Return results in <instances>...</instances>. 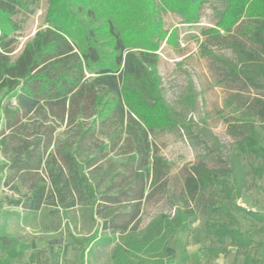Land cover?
I'll return each mask as SVG.
<instances>
[{
  "label": "trees",
  "instance_id": "trees-1",
  "mask_svg": "<svg viewBox=\"0 0 264 264\" xmlns=\"http://www.w3.org/2000/svg\"><path fill=\"white\" fill-rule=\"evenodd\" d=\"M38 1L0 0V190L7 193L0 200V253L24 241L27 220L39 216L49 220L39 224L42 233L66 234L77 264H91L97 249L109 247L111 264H167L168 242L190 227L191 203L209 189L225 203L209 208L215 219L204 227L219 248L206 256L227 254L226 242L237 252L259 244L263 226H239L262 225L264 217L237 204L249 190L238 155L222 174L203 163L183 167L181 187L170 191L167 161L150 141L175 124L161 93L157 45L126 41L116 0H48L46 28L13 58L12 37L20 30L14 18L32 14ZM139 1L146 3L142 19L153 24L155 0ZM160 1L186 22L203 4ZM202 35L231 54L200 52L234 92L229 104L245 116L230 126L238 150L264 159L257 128L264 126V0H225ZM251 173L261 178L264 168ZM159 199L173 212L141 228L144 206Z\"/></svg>",
  "mask_w": 264,
  "mask_h": 264
},
{
  "label": "rangeland",
  "instance_id": "rangeland-1",
  "mask_svg": "<svg viewBox=\"0 0 264 264\" xmlns=\"http://www.w3.org/2000/svg\"><path fill=\"white\" fill-rule=\"evenodd\" d=\"M116 3L117 8L122 10L118 21L124 18L125 23L121 25L127 27L126 41L132 44L153 42L157 45L161 93L173 112L175 124L152 133L150 141L167 161L170 191H178L181 187L179 173L183 167L203 163L206 168L222 174L228 168L230 158L238 155L249 190L242 194L237 204L264 217V175L257 178L251 173L252 168H264V159L254 158L238 150L239 137L230 126L245 116L240 108L229 104L228 98L234 92L218 82L212 63L200 53L202 47H206L216 55L231 57L228 50L215 47L212 39L208 40L202 35L203 30L213 28L225 0H203L198 18L190 22L167 10L160 0H155L156 15L151 25L142 19L146 3L139 0H116ZM47 9L48 0H39L32 14L21 13L14 18L20 30L12 37L13 58L36 31L46 28ZM153 30H156L154 34ZM159 36H164L160 42L156 40ZM242 96L246 97L247 94ZM257 128L261 136L260 143L264 146V126L257 125ZM6 194V191L0 190V200ZM224 203L218 189L201 192L196 201L191 203L194 215L190 218V227L175 234L168 242L163 261L167 264H252L253 261L264 264V231L255 237L259 244L248 249L237 252L226 242L227 254L218 258L206 256L208 251L219 248L204 227L206 220L215 219L214 214L209 213V208ZM172 212L165 199L153 200L143 208L140 227L143 228L160 213ZM42 222L48 223L49 220L39 216L34 220L29 218L23 228L25 240L22 242L34 244L40 251L47 253L48 257L41 261L44 264H77L78 253L71 250L66 234L42 233L39 228ZM239 226L247 231L264 227V223L257 226L240 220ZM110 253L111 247L97 249L90 263L111 264Z\"/></svg>",
  "mask_w": 264,
  "mask_h": 264
},
{
  "label": "crops",
  "instance_id": "crops-1",
  "mask_svg": "<svg viewBox=\"0 0 264 264\" xmlns=\"http://www.w3.org/2000/svg\"><path fill=\"white\" fill-rule=\"evenodd\" d=\"M46 257L48 254L40 251L34 244L20 242L17 247L0 253V264H36Z\"/></svg>",
  "mask_w": 264,
  "mask_h": 264
}]
</instances>
